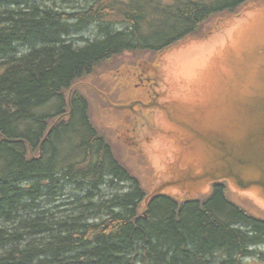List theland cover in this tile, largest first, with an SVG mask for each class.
Wrapping results in <instances>:
<instances>
[{
  "label": "trees",
  "instance_id": "16d2710c",
  "mask_svg": "<svg viewBox=\"0 0 264 264\" xmlns=\"http://www.w3.org/2000/svg\"><path fill=\"white\" fill-rule=\"evenodd\" d=\"M250 1L0 0V264H264V221L225 184L193 201L162 194L142 214L144 191L76 88L47 134L101 63L162 51ZM53 100L58 114H36Z\"/></svg>",
  "mask_w": 264,
  "mask_h": 264
},
{
  "label": "water",
  "instance_id": "95a60500",
  "mask_svg": "<svg viewBox=\"0 0 264 264\" xmlns=\"http://www.w3.org/2000/svg\"><path fill=\"white\" fill-rule=\"evenodd\" d=\"M158 62L147 103L113 105L96 90L113 109L139 107L144 123L126 143L153 170L145 210L162 193L192 200L227 182L264 213V0Z\"/></svg>",
  "mask_w": 264,
  "mask_h": 264
},
{
  "label": "rangeland",
  "instance_id": "374dc122",
  "mask_svg": "<svg viewBox=\"0 0 264 264\" xmlns=\"http://www.w3.org/2000/svg\"><path fill=\"white\" fill-rule=\"evenodd\" d=\"M173 1L174 0H162L163 3H172ZM202 1H206L208 5L214 6L224 0ZM217 22L218 19L216 17L210 18L209 20L205 21L199 28V34L208 33V31L212 30ZM144 59L152 61L154 59V55L152 53L141 51L125 52L121 55H118L98 65L95 68L93 75L85 79L84 82L86 83H83L84 85H79L81 84V81L77 83L76 90L80 95L88 98L90 104V121L99 130L100 133L104 132V136L111 146L115 157L128 169L130 175H133L135 178H137L142 187L144 189H147L150 186V172L148 171L149 169L143 163L140 157H135L137 156L136 153L134 154V156L128 153L127 150L118 141L119 135L124 136V133L128 129H130L129 121L127 118L128 113L126 116V113L115 112L108 109L106 107L107 105L103 103L104 101L102 102V100L99 99V95L87 85H95L97 88L103 91L114 104H127L135 98V95L129 91H135L131 86L132 83L130 84V80L133 79L131 74L138 75L139 72L144 71ZM57 108L58 101L53 100L48 105L38 109L36 111V114L40 116L56 115L61 109L60 108L56 113ZM229 197L241 207L247 209L248 211H251L246 202H244L240 198H236L232 194H230ZM140 212H142L141 209ZM252 213L255 215L254 212ZM256 250H260V252L262 253L261 258H264V244L257 247ZM246 260L253 263H259V258L256 257L246 258Z\"/></svg>",
  "mask_w": 264,
  "mask_h": 264
},
{
  "label": "flooded vegetation",
  "instance_id": "af4514ba",
  "mask_svg": "<svg viewBox=\"0 0 264 264\" xmlns=\"http://www.w3.org/2000/svg\"><path fill=\"white\" fill-rule=\"evenodd\" d=\"M151 74H152V70L151 69H146V70H144L142 72H139L138 75H136L137 84L135 86L137 88L141 87V90L144 91L145 90V86H149V84H150V81H151L150 75ZM147 94L149 96L148 91H147ZM69 109L71 110V107ZM63 114H65V113H63ZM63 114H61V115H63ZM130 114H131V112H130ZM132 115L134 116V124L135 125L142 123V118H141V116H139L138 113H136V114L133 113ZM133 131H134V129H133Z\"/></svg>",
  "mask_w": 264,
  "mask_h": 264
},
{
  "label": "bare ground",
  "instance_id": "6f19581e",
  "mask_svg": "<svg viewBox=\"0 0 264 264\" xmlns=\"http://www.w3.org/2000/svg\"><path fill=\"white\" fill-rule=\"evenodd\" d=\"M83 83L85 84L86 82H81V84H79V85H82ZM84 84H83V85H84ZM87 85H88V84H87ZM76 86H77V83L74 84V85L72 86V88H70V91H69V95H68V99H67V102H68V106H69V108L71 107V105H70V104H71V103H70V96L72 95V92H73V90L76 88ZM104 95H106V94L104 93ZM99 98H101V100H102V102H103L104 99H103L101 96H99ZM70 111H71V110L68 109L67 112H64L65 114L58 116V118L55 120V122L50 126V128H49L47 134H49V132H50L51 128L53 127V125H54L55 123H57L58 121L61 120L62 116H64V117H68V115H70ZM129 125H131V124L129 123ZM148 171H149V170H148ZM148 206H149V205H148ZM144 211H146V213H147V211H148V207H147V209L144 210ZM146 213L143 212L144 215H145Z\"/></svg>",
  "mask_w": 264,
  "mask_h": 264
}]
</instances>
